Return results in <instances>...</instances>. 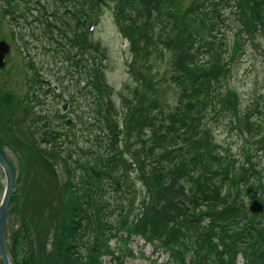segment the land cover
I'll list each match as a JSON object with an SVG mask.
<instances>
[{
  "label": "trees",
  "instance_id": "obj_1",
  "mask_svg": "<svg viewBox=\"0 0 264 264\" xmlns=\"http://www.w3.org/2000/svg\"><path fill=\"white\" fill-rule=\"evenodd\" d=\"M116 1L117 22H124L123 32L131 40L132 48L136 47L140 64L150 70L149 77L142 78L144 90L146 86L149 93L131 92L124 100V113L112 98L106 66L80 64L79 59L84 55V59L105 60L99 43L93 36L90 41L86 36L88 29L93 32L106 6ZM177 2L53 0L54 11L46 6L39 10L44 16L41 27L51 34L50 44L63 47L57 57L76 71L84 69L85 77L80 75L79 82L86 80V86L79 89L78 84L73 98L92 100L89 118L80 117L84 121L83 132H92L88 138L92 145L79 151V159L84 162L74 159L73 152L62 155L69 174L65 185L69 199L67 206L63 204L61 223L54 229L52 251L30 250L25 262L20 263L14 247L13 264H106L102 260L106 256L112 257V264H124L136 254L144 255L130 248L137 239L144 246L149 245L154 254L167 255L165 264H264V212L252 214L245 203L252 187L256 199L264 204V155L262 162L255 159L253 151L243 152L244 158L231 155L227 148L222 151L213 145L206 124L213 114L224 122L229 117L234 132L242 138L246 134L253 137V144L264 153V109L255 102L252 115L221 113L220 109L225 107L218 106L223 100H217L215 107L212 92L213 86L219 87V74H214L223 63L215 57V43L222 44L225 29L233 33L248 29L244 39L253 38L249 30L264 33V0H255V6L248 9L242 0H194L183 10L177 8ZM211 12L216 15L214 18ZM231 15L236 18L231 19ZM164 21L170 29L165 27L163 31ZM164 50L176 54L169 59L167 73L180 86V96L171 112L159 115L163 101L154 89L150 58L144 56L157 52L163 58ZM26 66L29 73L33 72L30 83L40 86L39 71L30 59ZM164 80L169 82V77ZM162 81L163 75L160 85ZM206 108L211 112L204 120ZM211 118V122L215 120ZM196 119L200 121L198 126ZM33 120L38 122L36 126L43 123L31 134L33 144H39L38 150L32 148L39 155L45 150L61 154L63 149L58 148L63 146L58 147V143L67 136L77 138L70 134L73 127L59 131L42 117ZM70 138L71 147L75 142ZM137 180L143 182L146 196L130 219L124 207L130 198L135 200ZM16 196L15 189L11 206ZM116 200L126 202L121 203L118 221L114 222L112 203ZM14 211L27 236H31L25 219L17 208ZM86 235L93 236V245ZM112 239L117 241L115 247L110 244ZM28 244L40 249L37 238ZM82 248L87 250L85 256ZM95 254L97 258L92 260Z\"/></svg>",
  "mask_w": 264,
  "mask_h": 264
},
{
  "label": "rangeland",
  "instance_id": "obj_2",
  "mask_svg": "<svg viewBox=\"0 0 264 264\" xmlns=\"http://www.w3.org/2000/svg\"><path fill=\"white\" fill-rule=\"evenodd\" d=\"M193 1L178 0L177 8L183 10ZM242 1L246 9L255 6V0ZM0 5V38L11 46L7 65L5 69L0 70V148L14 168L17 179V196L15 197L17 201L14 199L10 208L7 238L10 256L15 247L16 259L24 263L30 250L46 249L50 252L53 249L54 243L52 242L56 236L54 229L61 223L64 213L63 204L67 206L69 199V191L65 187L69 181V174L62 161V155L73 152V158L79 159V151L86 150L92 145L88 140L92 132H83L85 127L84 121L81 120V118H89L92 110L89 102L92 100H89V97L85 99L80 96L73 98L75 87L78 84L79 89L86 86V80L79 82L80 75L85 77L84 69L82 67L76 71L69 63L62 62L60 57H57L60 54L57 51H61L63 47H59L55 42L58 48H54L50 44V31L40 25L44 16L39 10L46 6L50 12L54 11L53 0H0ZM116 6L117 1L110 7L106 6L92 32L93 40L98 42L104 51L105 60L101 62L98 58L94 61L90 57L84 59V55L79 56V59L80 64L90 62L89 65L97 68L101 65L106 66V79L113 88L112 98L116 106L124 113V100L131 96V92L139 90L140 93L145 91L146 95L149 93L146 91V86L144 90L142 78L149 77L150 70L140 64L136 47L132 48L131 40L123 32L124 22L122 25L118 24ZM8 11L10 15H7ZM219 15L223 16L222 13ZM210 16L214 18L216 15L211 12ZM233 18L235 19L236 16L231 15V19ZM165 27L170 29V25L166 26L164 21L163 31ZM141 28H145V23ZM246 30L248 29H238L233 33L225 29L222 44L218 41L215 43V57L223 63L214 74L216 76L219 74L217 79L219 87L213 86L212 89L215 93L213 99L216 101L214 106L217 107V100L222 99V104L218 106V109L224 106L225 108L220 109L221 113L231 116L235 113L254 114V109H251L255 108V102L258 103L260 109H264V33L249 30L253 38L244 39L243 34ZM54 39L57 40L58 37L54 36ZM27 57L39 71V79L43 81L40 86L33 82L30 83L29 68L26 66ZM175 57L173 50H164L163 58L157 52H153L151 56L149 53L144 56V59L150 58L151 71L155 76L154 89L157 97L163 101V107L158 111L159 115L162 112L163 114L171 112L180 96V86L173 83L167 73L169 59ZM162 75L163 85H160L159 79ZM166 77H169V82L164 80ZM65 103H69L70 106L66 111L63 110ZM210 112V108H206L203 111V118ZM38 117L48 120L51 125L53 123L59 131H64L62 129L67 131L69 127H73L70 134L71 136L76 135L77 138L67 136L62 139L58 143V147L63 146V148H58L63 149L61 154L45 150L42 155H39L32 148L38 150L39 144L37 142V146L34 145L31 138V134H35L36 129L43 125L39 122V127L36 126L38 122H35L33 118ZM60 117L66 118L62 121L59 120ZM211 117L215 119L212 122ZM228 119L230 118L226 117V122H224L223 119H216L213 114L206 120V124H209L208 130L211 132L213 145H217L222 151L229 149L231 155L235 157L244 158L243 152L253 151L255 159L257 161L261 159L263 162L264 153L260 151V146L253 144V137L246 134L242 138L237 135L234 132V124H229ZM199 123L200 121L196 119V126ZM78 132H81V135ZM68 138L75 142L71 147ZM95 149L98 148L95 147ZM79 160L84 162L83 159ZM3 190L4 175L0 169V199ZM144 191L146 190L143 182L137 180L134 188L135 200L130 198L129 207L125 204L126 201L113 202L112 209L115 215L111 218L112 221H118L121 203L125 204L124 213L128 214L126 216L131 219V216L138 211L143 197L146 196ZM245 203L249 208L251 204L249 196L245 198ZM15 208L25 219L31 236H27L22 221L14 211ZM35 238L40 243V249L35 246L31 248L28 244L29 240H35ZM85 238L92 245L94 244L93 236L86 235ZM193 241L197 244L195 238ZM116 242V239L111 240L112 247L116 246ZM130 248L144 255L136 254V258H128L124 264H165L167 262V255L154 254L152 248L149 245L144 246L141 239L130 244ZM86 252L87 250L82 248L84 256ZM95 258H97L96 254L92 260ZM102 260L106 264H112V257L106 256Z\"/></svg>",
  "mask_w": 264,
  "mask_h": 264
},
{
  "label": "water",
  "instance_id": "obj_3",
  "mask_svg": "<svg viewBox=\"0 0 264 264\" xmlns=\"http://www.w3.org/2000/svg\"><path fill=\"white\" fill-rule=\"evenodd\" d=\"M9 52L10 45L5 41H0V69L5 67V58ZM64 109H67V104L64 105ZM0 169L4 174V190L0 200V258L3 264H13L7 245V222L8 211L10 210V205L16 186V175L1 150ZM248 194L253 200L250 205V211L254 214L262 213L264 211V205L258 199H256V194L254 193L252 187H249Z\"/></svg>",
  "mask_w": 264,
  "mask_h": 264
},
{
  "label": "bare ground",
  "instance_id": "obj_4",
  "mask_svg": "<svg viewBox=\"0 0 264 264\" xmlns=\"http://www.w3.org/2000/svg\"><path fill=\"white\" fill-rule=\"evenodd\" d=\"M97 25V24H96ZM96 27V26H95ZM95 29V28H94ZM89 30V33H88V35L86 36V39L87 40H92V32H91V29H88ZM94 31V30H93ZM78 44V43H77ZM62 51L63 50H58L57 51V53H62ZM10 54H8L7 56H6V58H5V63H6V65H7V60H8V56H9ZM27 59H30V58H28L27 57ZM31 60V59H30ZM6 65H5V67H6ZM5 67L4 68H2L1 70H3V69H5ZM30 72V71H29ZM33 73V72H32ZM32 73H29V76H30V78L29 79H31L32 78ZM78 75V74H77ZM9 162V161H8ZM10 164V163H9ZM11 165V164H10ZM12 167V166H11ZM13 168V167H12ZM13 170H14V168H13ZM2 171V170H1ZM14 172H15V170H14ZM4 175V174H3ZM15 175H16V173H15ZM16 181H17V179H16ZM9 213H10V210L8 211V217H9ZM7 245H8V240H7ZM8 250H9V247H8ZM10 255V254H9ZM10 258H11V256H10ZM12 261V260H11ZM3 264V263H2Z\"/></svg>",
  "mask_w": 264,
  "mask_h": 264
},
{
  "label": "flooded vegetation",
  "instance_id": "obj_5",
  "mask_svg": "<svg viewBox=\"0 0 264 264\" xmlns=\"http://www.w3.org/2000/svg\"><path fill=\"white\" fill-rule=\"evenodd\" d=\"M0 7H1V5H0ZM0 41H1V38H0ZM43 82V81H42ZM49 86V85H48ZM51 87V86H50Z\"/></svg>",
  "mask_w": 264,
  "mask_h": 264
}]
</instances>
